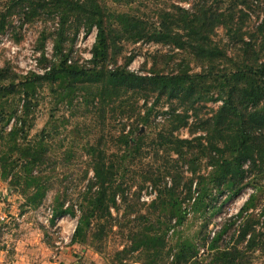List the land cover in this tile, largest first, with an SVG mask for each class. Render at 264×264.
I'll list each match as a JSON object with an SVG mask.
<instances>
[{
  "label": "trees",
  "instance_id": "trees-1",
  "mask_svg": "<svg viewBox=\"0 0 264 264\" xmlns=\"http://www.w3.org/2000/svg\"><path fill=\"white\" fill-rule=\"evenodd\" d=\"M108 1L128 5L133 0H0L3 6L0 8V31L16 10L30 19L56 9L60 22L52 56L59 54V59H62L44 67L43 73L38 74L19 75L9 67L0 68V110L6 103L1 99L11 96L12 106L5 115L6 122L14 117L13 125L6 132L11 140L8 143L12 145L8 148L10 153L0 146L4 176L7 178L13 173L15 164L20 162L13 178L18 181L20 176H26L23 191L33 188L32 202H39L48 190L41 171L34 173L35 168H41L50 161L42 149V139L18 140L19 135L26 137L23 132L25 122L21 117L28 113L32 98L43 87V82L49 83L51 93L56 92L57 84H63L57 90L58 100L70 97L79 81H90L94 89L88 94L93 101L103 98L114 104L121 91H130L143 99L144 108L130 115L134 117V125L126 134L121 133L120 141L125 151L130 154L141 148L147 136L145 131L140 132V128L151 123L150 116L157 107L155 113L162 115L167 127H161L155 133L154 144L167 146L175 154V164L173 172L164 168V175H170L171 181L168 185L164 182L150 203L166 207L169 214H159L155 220L148 218L141 231H130L128 244L120 249V253L146 252L151 257L143 264H159L161 254L172 258L170 264H250V251L256 247L264 251V232L257 231L255 224L259 220L254 212H250L263 205L260 207L264 215V187L258 188L252 183L264 180V0H212L216 4L210 0H179L187 1L188 5L172 2L158 11L154 23H147L139 15L126 11L113 13V21H109L110 15L106 14ZM258 7L262 12L257 24L242 31L240 23H243V16ZM69 22L75 23L76 27L86 25V33L96 27L89 67L68 62L69 56L62 52L60 43L66 31L64 27ZM220 27L225 29L236 47L233 56L228 55L226 48L213 38ZM113 31L127 39L147 38L188 49L202 68L192 73L182 69L173 74L139 75L127 68L132 58L122 66L106 67L103 62L109 50L108 33ZM45 54L42 53V60L47 59ZM18 95L20 108L16 103ZM161 100L166 108L163 104L158 105ZM202 101H220V105L200 115L195 104ZM191 115L194 122L190 124ZM185 126H189L192 136L180 138L175 132ZM4 131L0 125V134ZM88 155L93 177L75 194L81 214L72 233V241H83L94 220L99 222L112 215L110 207L116 208L115 197L118 194L121 201H125L127 196L123 189L124 181L120 179L124 174L122 169L106 163V156L94 152ZM8 156L13 159L10 165ZM203 162L205 174L201 172ZM185 165L189 166L188 176L180 169ZM155 175L158 177L147 175L142 182L153 180L158 184L163 177L158 173ZM246 186L252 187L253 191L239 212L229 216L209 241L203 242L206 245L203 257L193 240L180 237L174 245L167 247L166 235L170 231L172 235L175 233L176 227L187 218V210L196 212L201 206L207 208L205 200L213 190H218L219 194L228 190L235 195ZM59 198V195L55 198L53 221L56 217L72 213L71 206ZM206 225L202 227L204 230ZM227 234L230 241H225Z\"/></svg>",
  "mask_w": 264,
  "mask_h": 264
},
{
  "label": "rangeland",
  "instance_id": "rangeland-1",
  "mask_svg": "<svg viewBox=\"0 0 264 264\" xmlns=\"http://www.w3.org/2000/svg\"><path fill=\"white\" fill-rule=\"evenodd\" d=\"M172 2L188 5L187 1L179 0H133L128 5L108 1L106 14L110 15L109 21H113V13L126 11L132 15H139L147 23H154L158 11ZM216 3L213 2V4ZM1 7H3L2 4ZM261 12L260 7L255 8L253 12L249 10V13L243 16V23H240L241 30L247 31L257 24ZM59 22L60 14L56 9L30 19H27L20 10L14 11L8 17L6 27L0 31V68L9 67L11 71L19 75H27L29 72L38 74L43 73L41 71H44L42 70L44 67L60 62L62 59H59V54L52 56L53 46L57 41ZM64 28L66 31L63 33V41L60 45L62 52L69 56L68 62L89 67L96 27H92L86 33V25L76 27L75 23L69 22ZM215 32L214 40L226 48L228 55H235L236 47L230 42L225 29L220 27ZM120 35L116 31L108 33L109 50L103 62L106 67L122 66L128 58H132L127 68L139 75L173 74L179 73L182 69L192 73L202 68V64L188 49L156 43L147 38L127 39ZM43 52L47 55L46 60H42ZM61 85L63 84L54 86L56 92L51 93L49 83L43 82V87H40L32 98L28 113L21 117L25 122V130L22 131L26 137L19 135L18 140L42 139V149L50 157L49 164L34 170V173L41 171V177L46 180L48 187L39 202H32V187L26 192L23 191L26 176H23L22 172L23 177L19 175L18 181L13 178L17 169L20 168V162L15 164V171L6 178L0 161V248L7 251V262L4 263H10L14 258L13 253L17 252L15 249L17 236L27 238L26 244L31 248L28 254L31 264L44 262L53 264L146 263L151 257L148 253L143 251L120 253V249L128 244L130 231H141L148 218L155 220L159 214H169L166 207L156 203L150 204L164 182L168 185L171 181L170 175H164L166 170L164 168L167 167L173 172L172 166L175 164V154L167 149V146L161 147L154 144L156 143L155 133L161 127H167L164 125L165 120L161 118L160 113H155L156 107L150 116L151 123L140 128V132L145 131L147 136L143 139L141 148L129 154L125 151L120 136L121 133L126 134L133 127L134 117L130 115L136 114L138 110L141 112L144 108L143 99L136 97L130 91L126 93L121 91V95L116 98L114 104L103 98L93 101L88 94V91L94 89L90 81H79L76 85L77 89L70 97L58 100L57 90H60ZM12 98L6 96L1 99L6 103L3 105L5 111L0 110V125H3L5 130L4 134H0V146L7 153H10L8 148L12 145L8 143L11 140L6 132L13 125L14 117L6 122L5 115L12 106ZM19 99L18 95L16 103L20 108ZM151 100L150 97L149 101ZM163 102L161 100L158 105L163 104L166 108ZM218 105L220 101H202L195 104V108L196 112L204 115L216 109ZM189 118L190 124L193 123L194 117L191 115ZM175 134L180 138L192 136L189 126L178 129ZM132 136L135 137L136 134ZM92 152L106 156V163H112L122 169H120L121 173L124 174H121L120 179L124 181L123 189L127 196L125 201H121L118 194L115 197L117 209L110 207L112 215L105 216L99 222L94 220L83 241H72L71 236L81 214L75 194L93 177L92 163L88 155ZM9 156L7 162L10 165L13 159ZM180 169L185 176L190 175V172H187L188 165ZM201 170L203 174L206 173L204 162ZM86 171L88 172L85 175ZM155 173L163 177L161 182L158 184H155L153 180L142 182L149 174L157 178ZM182 183L184 180L181 185ZM252 183L258 188L264 187V180ZM252 191L250 186L243 187L235 195H231L228 190L222 194H219L218 190H213V193L205 200V203H208L207 208L201 206L202 208L196 212L187 210V218L176 227L175 233L172 235L170 231L166 235L167 247L174 245L180 237L193 240L200 248L199 255L203 257L206 252V245H203V242H208L212 231L221 228L229 216L239 212ZM57 195L60 196L59 201L65 200V204L68 203L71 206L72 213L56 217L53 221L52 215ZM260 206L255 210L251 209L250 212H254L256 219L259 220L258 224H255L257 231L264 232V215ZM2 216L5 219L2 220ZM204 224L208 225L205 230ZM203 230L204 234H201ZM229 238L227 234L225 241H230ZM19 246L22 250L25 246L24 241ZM249 253L250 264H264V251L260 248L256 247ZM171 259L161 254L159 264H170Z\"/></svg>",
  "mask_w": 264,
  "mask_h": 264
},
{
  "label": "crops",
  "instance_id": "crops-1",
  "mask_svg": "<svg viewBox=\"0 0 264 264\" xmlns=\"http://www.w3.org/2000/svg\"><path fill=\"white\" fill-rule=\"evenodd\" d=\"M26 240H27L26 237H20V236L15 237V242L17 245V247L15 249L17 252L13 253L14 258L8 264H31V258L28 255L31 252V248L28 247V245L26 244ZM22 241H24L25 246L21 250V247L19 245H20V243H22ZM6 256H7V251L4 248H0V264H7V263H4V262H7ZM42 264H53V263L44 262ZM54 264H56V263H54ZM74 264H75V262H74Z\"/></svg>",
  "mask_w": 264,
  "mask_h": 264
},
{
  "label": "built area",
  "instance_id": "built-area-1",
  "mask_svg": "<svg viewBox=\"0 0 264 264\" xmlns=\"http://www.w3.org/2000/svg\"><path fill=\"white\" fill-rule=\"evenodd\" d=\"M95 31H96V30H95ZM94 37H95V35H94ZM91 57H92V53H91ZM42 70H44V69H42ZM41 72H43V71H41ZM1 219L3 220V219H5V218L2 216ZM213 233H214V231H212V235H213Z\"/></svg>",
  "mask_w": 264,
  "mask_h": 264
}]
</instances>
